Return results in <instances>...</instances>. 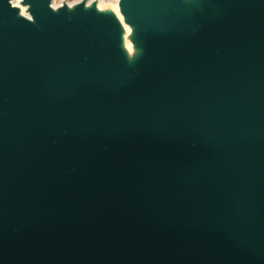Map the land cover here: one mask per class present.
Returning <instances> with one entry per match:
<instances>
[{
  "label": "water",
  "instance_id": "95a60500",
  "mask_svg": "<svg viewBox=\"0 0 264 264\" xmlns=\"http://www.w3.org/2000/svg\"><path fill=\"white\" fill-rule=\"evenodd\" d=\"M0 0V264H264V0Z\"/></svg>",
  "mask_w": 264,
  "mask_h": 264
},
{
  "label": "bare ground",
  "instance_id": "6f19581e",
  "mask_svg": "<svg viewBox=\"0 0 264 264\" xmlns=\"http://www.w3.org/2000/svg\"><path fill=\"white\" fill-rule=\"evenodd\" d=\"M184 1L190 2L188 0ZM191 1H194L197 6H200L199 0ZM10 2L17 8L19 15L31 18L29 4L24 3L23 0H10ZM79 2L83 3L84 8L93 4L97 12L109 13L112 16L119 29V46L123 51L125 59L128 63L135 64L142 53V47L136 35L135 26L127 21V15L121 11L119 0H60L59 2L52 0L51 6L55 10L61 6H66L69 11H72Z\"/></svg>",
  "mask_w": 264,
  "mask_h": 264
},
{
  "label": "rangeland",
  "instance_id": "374dc122",
  "mask_svg": "<svg viewBox=\"0 0 264 264\" xmlns=\"http://www.w3.org/2000/svg\"><path fill=\"white\" fill-rule=\"evenodd\" d=\"M55 2H59L60 0H54ZM71 1V0H70Z\"/></svg>",
  "mask_w": 264,
  "mask_h": 264
}]
</instances>
